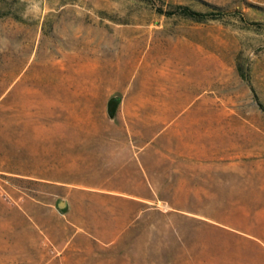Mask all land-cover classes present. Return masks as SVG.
I'll use <instances>...</instances> for the list:
<instances>
[{"label": "rangeland", "instance_id": "obj_1", "mask_svg": "<svg viewBox=\"0 0 264 264\" xmlns=\"http://www.w3.org/2000/svg\"><path fill=\"white\" fill-rule=\"evenodd\" d=\"M91 134L144 165H46ZM0 264H264V0H0Z\"/></svg>", "mask_w": 264, "mask_h": 264}, {"label": "crops", "instance_id": "obj_2", "mask_svg": "<svg viewBox=\"0 0 264 264\" xmlns=\"http://www.w3.org/2000/svg\"><path fill=\"white\" fill-rule=\"evenodd\" d=\"M118 115V110L115 113L114 118ZM90 139H86L91 141L90 144L85 145V149L81 151H77L74 147V144H65L62 146L59 145H51L53 150L52 153L57 152L58 154H51L50 160H47L45 163L47 166L57 167L61 164L63 165H74L76 167L85 166L92 167V171H109V172H123L125 167L128 166H136L140 167L144 165L141 162V153L145 150L141 148L139 144L136 145V149L129 148H116L112 144H101L97 143L98 141L103 140V135L100 134H91L89 135ZM114 136V135H113ZM110 136V137H113ZM125 140L132 141L136 138L134 134L125 133ZM151 138L147 139L150 141ZM111 140V139H108ZM58 148V149H57ZM75 152L82 153L80 155L74 154ZM62 153V154H61ZM61 154V155H60ZM61 157V158H60ZM65 158V159H64ZM63 159V160H62ZM58 169V168H56ZM78 171V169H76ZM42 172H51L55 171L52 168H45L41 170ZM43 179V177H41ZM58 183H65L64 180L56 181ZM67 182V181H66ZM79 187L81 189H98V190H115L117 188H121V186L112 185V184H96L92 182H81Z\"/></svg>", "mask_w": 264, "mask_h": 264}, {"label": "trees", "instance_id": "obj_3", "mask_svg": "<svg viewBox=\"0 0 264 264\" xmlns=\"http://www.w3.org/2000/svg\"><path fill=\"white\" fill-rule=\"evenodd\" d=\"M144 1H149L154 3V0H144ZM205 4V9L199 10V9H194L187 4H182V3H173V4H168L167 8H162L161 6H157V12L160 13H165L166 15H171V14H177L181 15L183 17H186L191 20H196V21H201L205 19H214L221 17L224 12L220 11L222 7L220 5L204 1ZM239 19H243L241 14H236ZM236 70L240 75H245V68L242 66L240 63L236 64ZM118 103V98L117 97H109L107 99V102L105 104V111L109 117L114 118L115 116V111H116V106Z\"/></svg>", "mask_w": 264, "mask_h": 264}, {"label": "water", "instance_id": "obj_4", "mask_svg": "<svg viewBox=\"0 0 264 264\" xmlns=\"http://www.w3.org/2000/svg\"><path fill=\"white\" fill-rule=\"evenodd\" d=\"M56 204L58 207H63L65 205V201L63 199H58Z\"/></svg>", "mask_w": 264, "mask_h": 264}]
</instances>
